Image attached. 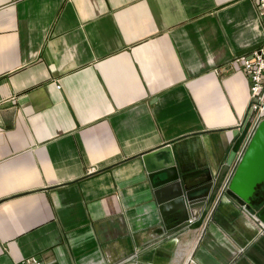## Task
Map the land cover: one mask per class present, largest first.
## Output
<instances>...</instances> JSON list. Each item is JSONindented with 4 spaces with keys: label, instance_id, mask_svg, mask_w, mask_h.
<instances>
[{
    "label": "crops",
    "instance_id": "obj_1",
    "mask_svg": "<svg viewBox=\"0 0 264 264\" xmlns=\"http://www.w3.org/2000/svg\"><path fill=\"white\" fill-rule=\"evenodd\" d=\"M262 40L255 0H0V264H264L224 187L251 137L233 60ZM163 146L214 181L169 229L142 161Z\"/></svg>",
    "mask_w": 264,
    "mask_h": 264
},
{
    "label": "water",
    "instance_id": "obj_2",
    "mask_svg": "<svg viewBox=\"0 0 264 264\" xmlns=\"http://www.w3.org/2000/svg\"><path fill=\"white\" fill-rule=\"evenodd\" d=\"M163 147L165 150L161 152L168 154L163 161L157 158L159 152L143 155L142 161L162 212L163 223L168 227V223L173 222L174 228L191 218L200 217L211 196L214 181L209 177L205 183L187 187L186 178L179 173L170 149ZM259 185H264V120L249 140L225 193L242 204L250 205ZM256 216L264 223V205L257 210Z\"/></svg>",
    "mask_w": 264,
    "mask_h": 264
},
{
    "label": "built area",
    "instance_id": "obj_3",
    "mask_svg": "<svg viewBox=\"0 0 264 264\" xmlns=\"http://www.w3.org/2000/svg\"><path fill=\"white\" fill-rule=\"evenodd\" d=\"M257 4L258 14L263 25L262 43L250 53L234 58L233 62L241 66L243 74L249 81V101L246 112V119L250 126V135L252 137L258 124L264 120V0H255ZM60 88V86H57ZM250 137V139H251ZM229 178L225 182V189L229 184ZM243 214L248 216L254 226L264 234V224L254 214H251L245 204L241 205ZM17 264H48L42 262L36 257H27Z\"/></svg>",
    "mask_w": 264,
    "mask_h": 264
},
{
    "label": "trees",
    "instance_id": "obj_4",
    "mask_svg": "<svg viewBox=\"0 0 264 264\" xmlns=\"http://www.w3.org/2000/svg\"><path fill=\"white\" fill-rule=\"evenodd\" d=\"M258 198V199H257ZM258 200L256 207H260L261 205L264 204V185H259L256 188V191L254 193V196L252 198L251 204L249 205L250 207H252V203ZM255 207V208H256Z\"/></svg>",
    "mask_w": 264,
    "mask_h": 264
},
{
    "label": "rangeland",
    "instance_id": "obj_5",
    "mask_svg": "<svg viewBox=\"0 0 264 264\" xmlns=\"http://www.w3.org/2000/svg\"><path fill=\"white\" fill-rule=\"evenodd\" d=\"M226 190V189H225ZM244 204V203H243ZM241 205H242V203H241ZM246 206H247V209L249 210V212L251 213V214H254V215H256V212H257V210L262 206H260V207H256V208H253V207H250L249 205H247V204H245ZM264 205V204H263ZM253 209V210H252ZM241 212H242V214H243V210L241 209ZM244 215V214H243ZM245 216V215H244ZM248 220H250V222L254 225V223L252 222V220L248 217V216H245ZM259 219V218H258ZM260 220V219H259ZM261 221V220H260ZM262 222V221H261ZM263 223V222H262ZM264 224V223H263ZM257 230H258V232H259V234L260 235H262V236H264V234H262V233H260V230L257 228Z\"/></svg>",
    "mask_w": 264,
    "mask_h": 264
},
{
    "label": "flooded vegetation",
    "instance_id": "obj_6",
    "mask_svg": "<svg viewBox=\"0 0 264 264\" xmlns=\"http://www.w3.org/2000/svg\"><path fill=\"white\" fill-rule=\"evenodd\" d=\"M258 199V198H257ZM257 202H258V200H255L253 203H252V207L253 208H255L256 207V205H257Z\"/></svg>",
    "mask_w": 264,
    "mask_h": 264
}]
</instances>
